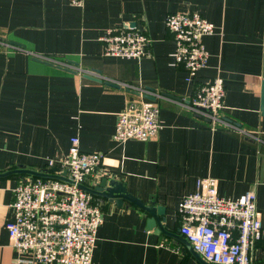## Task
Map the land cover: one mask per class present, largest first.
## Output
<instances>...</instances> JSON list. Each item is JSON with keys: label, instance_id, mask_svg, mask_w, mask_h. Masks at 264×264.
I'll use <instances>...</instances> for the list:
<instances>
[{"label": "crops", "instance_id": "0c3cea01", "mask_svg": "<svg viewBox=\"0 0 264 264\" xmlns=\"http://www.w3.org/2000/svg\"><path fill=\"white\" fill-rule=\"evenodd\" d=\"M78 1L0 0V173L18 166L60 168L77 138L81 152L103 157L85 186L102 177L116 180L133 197L165 209L158 218L169 235L148 228L150 216L139 207L93 196L102 219L90 264H209L181 237L178 203L207 177L225 199L251 191L262 223L252 264H264V0ZM187 12H198L215 27L202 39L208 58L194 78L172 63L175 46L164 26L167 14ZM124 24L147 36V56L104 55L99 36ZM33 56L73 61L77 72ZM215 77L224 87L218 112L224 125L188 108L196 87ZM154 94L162 95L158 134L147 141H114L117 115L127 101ZM25 177H0V264H39L11 246L5 229L14 220L13 190Z\"/></svg>", "mask_w": 264, "mask_h": 264}, {"label": "built area", "instance_id": "2783aa9c", "mask_svg": "<svg viewBox=\"0 0 264 264\" xmlns=\"http://www.w3.org/2000/svg\"><path fill=\"white\" fill-rule=\"evenodd\" d=\"M72 3L79 4L78 0ZM166 31L174 42L172 63L180 65L190 77L206 65L207 52L202 39L215 27L198 12L170 13L164 19ZM104 55L138 59L149 54V39L136 30L107 29L98 38ZM224 87L220 77L200 83L188 108L213 124L223 107ZM161 94L153 100H129L117 115L113 139L147 141L160 128ZM99 153L81 152L78 139H71L67 158L60 171L66 180L25 177L14 192L11 207L14 220L5 229L11 246L30 253L39 264H90L96 231L102 219L100 204L81 189L102 162ZM51 167V166H49ZM179 233L193 251L209 264H252V251L262 235L253 192L235 200L217 193V182L203 178L194 193L178 203Z\"/></svg>", "mask_w": 264, "mask_h": 264}, {"label": "water", "instance_id": "95a60500", "mask_svg": "<svg viewBox=\"0 0 264 264\" xmlns=\"http://www.w3.org/2000/svg\"><path fill=\"white\" fill-rule=\"evenodd\" d=\"M134 29V25L132 24H124L123 29ZM9 44L15 46V47H22L20 44L10 41ZM32 59L34 61L40 62L44 65H48L51 67H55L56 69L63 70L65 72L69 73H75L77 72L74 67H77L78 64L66 60L65 63H59L56 61H51L48 58H42L38 56H33ZM75 69V70H74ZM85 77L88 79H95L90 74H85ZM99 82H102L101 79H97ZM105 84L111 86V87H117L118 85L111 82H105ZM170 96V95H168ZM145 99L153 100L151 97H145ZM261 112L264 114V83H262V89H261ZM12 174H19L24 175L26 177H36V178H50V179H58V180H66V170L60 171V169L56 166H51L48 168H43L40 170H32V169H26L23 166H18L17 169L8 170L4 173H0V177L12 175ZM81 189L86 191L87 193L91 194L92 196L98 197L101 200H107L111 203H114L117 207H121L123 205V202H128L130 204H133L140 209H142L144 212L149 214V218L147 219V227L153 228L157 227L159 231L165 235H169V233L165 230L162 223L164 222V215H165V209L163 207L156 206L153 201H150L148 203L142 202L140 199L133 197L126 191V186L124 183H121L116 180L107 179L105 177H102L99 181V183L92 187H87L85 185H81ZM159 216L163 217L161 220L158 218ZM182 237V236H181ZM183 238V237H182ZM183 240L189 245L190 249H192L191 245L183 238ZM193 251V249H192ZM194 252V251H193ZM195 253V252H194ZM197 256L200 257L197 253H195ZM201 258V257H200ZM202 259V258H201Z\"/></svg>", "mask_w": 264, "mask_h": 264}]
</instances>
